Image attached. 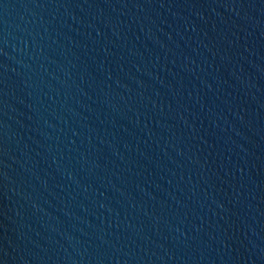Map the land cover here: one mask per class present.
<instances>
[{"label": "water", "instance_id": "water-1", "mask_svg": "<svg viewBox=\"0 0 264 264\" xmlns=\"http://www.w3.org/2000/svg\"><path fill=\"white\" fill-rule=\"evenodd\" d=\"M0 264H264V0H0Z\"/></svg>", "mask_w": 264, "mask_h": 264}]
</instances>
